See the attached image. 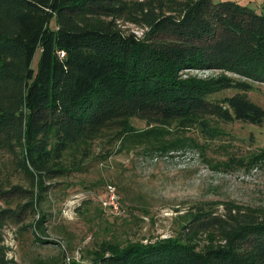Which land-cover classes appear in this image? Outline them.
I'll return each mask as SVG.
<instances>
[{
  "label": "trees",
  "instance_id": "trees-1",
  "mask_svg": "<svg viewBox=\"0 0 264 264\" xmlns=\"http://www.w3.org/2000/svg\"><path fill=\"white\" fill-rule=\"evenodd\" d=\"M209 72L218 74L197 75ZM256 85H264V16L230 1L0 0V264H15L7 225L31 228L21 213L35 212L51 181L91 163L140 148L213 152L224 158L219 169L264 165V149L232 154L237 138L220 127L264 124L249 99ZM224 91L232 94L213 98ZM17 176L27 188L12 182ZM22 195L25 203H13ZM192 209L182 235L102 239L69 264H264V211ZM43 237L34 242L53 243Z\"/></svg>",
  "mask_w": 264,
  "mask_h": 264
},
{
  "label": "rangeland",
  "instance_id": "rangeland-1",
  "mask_svg": "<svg viewBox=\"0 0 264 264\" xmlns=\"http://www.w3.org/2000/svg\"><path fill=\"white\" fill-rule=\"evenodd\" d=\"M230 1L264 16V0H213ZM126 33L141 35V29L127 22H118ZM48 29H55V19L48 21ZM39 51L36 50L31 68H36ZM190 74V73H189ZM193 74V73H192ZM218 73H199L202 77ZM224 91L213 98L229 96ZM249 99L264 110V85H256ZM132 124L142 128V123ZM232 140V154H244L246 150L264 149V124L260 127L238 123L220 124ZM252 140L248 141V134ZM97 151V149H96ZM224 159L213 152L204 155L186 149L168 156H149L137 148L111 156L100 164L91 163L84 173L68 178L55 179L44 202L34 207L35 212L20 215L21 226H31L20 231V226L7 225L4 245L7 257L15 264H63L79 260L83 247L92 246L102 239L120 242L162 240L176 237L186 222L188 213L195 209H210L215 215L225 207H238L264 211V165L251 171L219 169L214 163ZM13 183L27 188L21 177ZM115 192L120 216H114L101 207L106 198V188ZM13 199V203H25L26 198ZM27 209V208H26ZM45 214L46 222L40 219ZM42 220V221H41ZM40 223V231L36 229ZM35 226V227H34ZM42 235L53 243L38 244L34 237ZM202 237L198 248L204 245ZM62 259V260H63Z\"/></svg>",
  "mask_w": 264,
  "mask_h": 264
},
{
  "label": "built area",
  "instance_id": "built-area-1",
  "mask_svg": "<svg viewBox=\"0 0 264 264\" xmlns=\"http://www.w3.org/2000/svg\"><path fill=\"white\" fill-rule=\"evenodd\" d=\"M101 207L103 208V210H107L114 216L120 215L121 211L117 203V198L111 186H107L106 188V198L105 200L101 201Z\"/></svg>",
  "mask_w": 264,
  "mask_h": 264
}]
</instances>
